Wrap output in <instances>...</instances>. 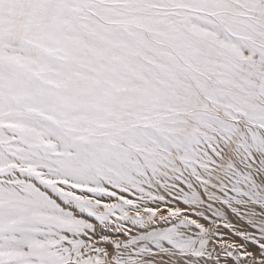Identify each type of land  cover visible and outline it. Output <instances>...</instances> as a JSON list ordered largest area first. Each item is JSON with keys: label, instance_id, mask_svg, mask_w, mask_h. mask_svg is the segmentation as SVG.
<instances>
[{"label": "snow or ice", "instance_id": "6c2138e0", "mask_svg": "<svg viewBox=\"0 0 264 264\" xmlns=\"http://www.w3.org/2000/svg\"><path fill=\"white\" fill-rule=\"evenodd\" d=\"M261 157L264 0H0V264H264Z\"/></svg>", "mask_w": 264, "mask_h": 264}, {"label": "bare ground", "instance_id": "6f19581e", "mask_svg": "<svg viewBox=\"0 0 264 264\" xmlns=\"http://www.w3.org/2000/svg\"><path fill=\"white\" fill-rule=\"evenodd\" d=\"M242 155V154H241ZM237 163L241 165L240 171L242 175L240 176V183L241 185H244L247 182L246 190L251 193L252 196H255L259 199H264V196L261 195V192L264 191V183L263 181L256 176V171L254 168H251V165H248L246 161L243 159H238ZM251 168V171L249 172L248 169ZM241 199H243L241 197ZM153 206V205H151ZM183 206V205H181ZM234 207L240 208L243 210L246 205L245 204H237L234 205ZM249 214L251 213L252 209L250 206H247ZM217 211L220 213L221 217H225L226 212L224 209H217ZM226 218L229 222H231L235 226H240V221H238L234 215L228 213ZM155 225H153L154 227ZM141 231H145V229H141ZM164 264H178L177 259H169L168 257H165Z\"/></svg>", "mask_w": 264, "mask_h": 264}, {"label": "rangeland", "instance_id": "374dc122", "mask_svg": "<svg viewBox=\"0 0 264 264\" xmlns=\"http://www.w3.org/2000/svg\"><path fill=\"white\" fill-rule=\"evenodd\" d=\"M260 162L262 163V164H264V157H261L260 158ZM255 169V171H256V176L258 177V178H260V176L258 175V172H259V169L258 168H254ZM261 179V178H260ZM262 181H263V183H264V179H261ZM261 195L262 196H264V191L263 192H261ZM149 206H151V205H149ZM129 226H131V225H129ZM110 227H115V226H110ZM141 230V229H140ZM223 259V258H222Z\"/></svg>", "mask_w": 264, "mask_h": 264}]
</instances>
